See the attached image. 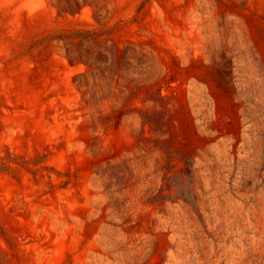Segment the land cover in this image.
<instances>
[{"label":"rangeland","instance_id":"obj_1","mask_svg":"<svg viewBox=\"0 0 264 264\" xmlns=\"http://www.w3.org/2000/svg\"><path fill=\"white\" fill-rule=\"evenodd\" d=\"M0 264H264V0H0Z\"/></svg>","mask_w":264,"mask_h":264}]
</instances>
